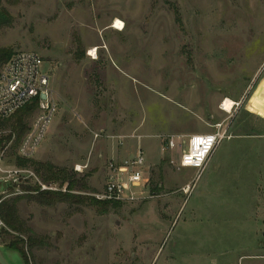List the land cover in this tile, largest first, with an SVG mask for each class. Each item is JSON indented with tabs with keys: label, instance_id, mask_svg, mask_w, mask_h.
<instances>
[{
	"label": "rangeland",
	"instance_id": "obj_1",
	"mask_svg": "<svg viewBox=\"0 0 264 264\" xmlns=\"http://www.w3.org/2000/svg\"><path fill=\"white\" fill-rule=\"evenodd\" d=\"M3 7L12 23L0 29V49L39 54L58 106L33 160L74 173L87 189L18 169L13 138L0 149V198L28 186L100 202L110 161L136 153L132 136L142 137L150 177L145 197L103 213L20 201L22 220L46 243L30 264L179 263V248L197 242L237 250L241 264H264V134L239 122L264 125V0H3ZM117 20L124 31L112 28ZM227 100L238 105L230 113L222 110ZM220 124L233 138L197 179L196 170L180 168L184 141Z\"/></svg>",
	"mask_w": 264,
	"mask_h": 264
},
{
	"label": "built area",
	"instance_id": "obj_2",
	"mask_svg": "<svg viewBox=\"0 0 264 264\" xmlns=\"http://www.w3.org/2000/svg\"><path fill=\"white\" fill-rule=\"evenodd\" d=\"M44 64L39 54L23 51L14 53L11 59L0 67V122L8 120L34 101L38 102L37 117L18 149V156L28 160L36 155L58 112L57 103L50 90V76L44 72ZM234 106L238 105L234 104L233 108ZM129 138L138 140L136 153L122 161H110L105 189L95 196L100 202L121 204L146 196L150 177L145 152L140 144L142 137ZM232 138L230 127H224L222 124L217 125L210 133L189 136V141H184L186 148L180 157V168L196 170L198 179L218 146ZM124 139L126 138L120 139V145H123ZM168 147L167 144L162 151ZM79 170L76 168V171ZM184 192H187L186 189ZM3 227L0 222V230Z\"/></svg>",
	"mask_w": 264,
	"mask_h": 264
},
{
	"label": "trees",
	"instance_id": "obj_3",
	"mask_svg": "<svg viewBox=\"0 0 264 264\" xmlns=\"http://www.w3.org/2000/svg\"><path fill=\"white\" fill-rule=\"evenodd\" d=\"M12 18L7 9L3 7V0H0V29L8 28L11 26ZM14 55L10 50L0 49V67L7 63ZM38 108V102L34 101L31 105L18 111L14 116L8 120L0 122V132L9 129L7 136H0V149L4 148L5 144H8L13 138L12 156L15 158L16 167L21 170L32 169L37 177H40L42 182L49 184H62L67 185L69 191L74 189H87L83 180H77L74 173L68 172L66 169H59L49 163L36 162L33 159H23L18 156V149L21 145L24 137L30 131L29 120L33 113ZM244 125V131H250L256 135L264 134V125L259 128L252 120L250 122H244L243 119L239 121ZM156 190H159V185H156ZM21 190L24 195H19L14 199L7 200L0 198V222L4 227L0 230V240L8 241L3 246L10 251L19 253L25 264H30L29 254L34 248L43 247L46 245L44 240H38L34 237V232L30 229L26 222L22 220L18 203L22 200H26L29 204H37L41 207H53L59 203H65L69 205H91L96 207L98 212L103 213L108 207H116L120 203H107V202H95L92 203L86 201L84 198L76 195L44 191L40 192L33 187L22 186ZM24 236L26 241L15 238L13 235ZM5 237V238H4ZM27 249V252L25 251Z\"/></svg>",
	"mask_w": 264,
	"mask_h": 264
},
{
	"label": "crops",
	"instance_id": "obj_4",
	"mask_svg": "<svg viewBox=\"0 0 264 264\" xmlns=\"http://www.w3.org/2000/svg\"><path fill=\"white\" fill-rule=\"evenodd\" d=\"M238 254L239 251H234L230 247L225 246L222 247L221 250L214 248L209 249L200 246L197 242V245L193 246L191 249L184 250L179 248V263H177L176 260L167 259L165 264H241V262H245L244 260L246 259L244 256L236 257ZM233 255H235V257H233Z\"/></svg>",
	"mask_w": 264,
	"mask_h": 264
},
{
	"label": "water",
	"instance_id": "obj_5",
	"mask_svg": "<svg viewBox=\"0 0 264 264\" xmlns=\"http://www.w3.org/2000/svg\"><path fill=\"white\" fill-rule=\"evenodd\" d=\"M2 190L3 186L0 187V193ZM0 264H25V262L19 253L10 251L0 245Z\"/></svg>",
	"mask_w": 264,
	"mask_h": 264
},
{
	"label": "bare ground",
	"instance_id": "obj_6",
	"mask_svg": "<svg viewBox=\"0 0 264 264\" xmlns=\"http://www.w3.org/2000/svg\"><path fill=\"white\" fill-rule=\"evenodd\" d=\"M112 28H113L114 30L118 31V32H122V31H124L125 26H124L123 22L117 20V21L115 22V25H114ZM96 52H97L96 49H92V50H91V53L89 54V55H90V58H91L93 55H95ZM95 56H96V55H95ZM233 105H234V103H233L232 101L227 100V101L224 103L222 109H223L224 112H226V113H230V112L233 110Z\"/></svg>",
	"mask_w": 264,
	"mask_h": 264
}]
</instances>
